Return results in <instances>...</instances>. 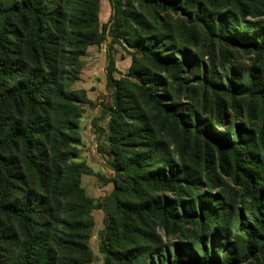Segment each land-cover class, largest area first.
<instances>
[{
    "label": "trees",
    "instance_id": "16d2710c",
    "mask_svg": "<svg viewBox=\"0 0 264 264\" xmlns=\"http://www.w3.org/2000/svg\"><path fill=\"white\" fill-rule=\"evenodd\" d=\"M110 1L119 8L120 0ZM137 1L153 9H170L175 12L187 6L186 2L180 3L177 0ZM243 1L239 0V4L244 13L247 6ZM70 4V0H60L59 4L55 0H19L0 10V80H5L15 72H24L11 86L0 90V125L1 117L5 114L14 117L10 125L6 129L1 127L0 131V217L9 223H16L18 227L16 230L0 219V264H86L91 261V250L86 242L92 224L89 212L91 200L80 187L81 173H89L91 170L83 163H67L68 154L64 148L69 146L70 137L51 121L46 112V105L51 107V102L41 98L43 90L54 82L52 63L58 61L53 57L59 54V47L63 52L65 44L77 48L98 43L103 38V32L99 33L93 28L97 24L99 0L83 1L79 9L82 5L86 9L83 14L79 12V15L72 13L75 12V0L73 7ZM191 10L189 16L194 20L203 19L198 6ZM228 18L232 23H239V18ZM133 19V22L149 27L139 16ZM13 20L26 30L24 52L27 59L35 64L33 68H27L19 56H12L16 49H13L8 34L13 32L10 29ZM238 23L232 28L221 16L218 17V37L229 44H238L264 55V20ZM67 25L71 26L69 32ZM140 43L142 52L150 62L157 68L170 71L174 79H182L180 74L192 64L187 58L179 61L172 54L159 53L154 38H147ZM174 51L179 52L176 49ZM66 60L65 57L61 63ZM113 68L114 61L109 57L108 81L118 90V83L114 85L116 81L112 77ZM237 80L240 82L238 93L258 98L264 113V68L261 74L253 69L248 71L245 79ZM160 81L152 78L151 85L140 86L144 97L170 120L187 125L182 116L185 107L165 102L164 94L160 93L164 90L159 87ZM203 82L214 87L206 79ZM227 88L228 91H235L232 81H228ZM54 95L55 111L68 114V105L65 106L63 101L71 104L74 97L69 96L59 84L54 89ZM116 100L118 113L121 114L127 109L124 102L121 103L123 98L119 91ZM192 113L194 118L190 120L196 124L197 132L212 136L211 131H204L199 126L196 112ZM115 118L116 113L111 124L115 143L122 145L128 136L120 129L114 130ZM216 118L217 126L227 120L220 103L217 104ZM230 134L236 140L234 145L222 141V138L215 139L219 141L221 165L224 168L230 164L237 169L247 168L248 183L253 187L252 204L249 207L253 219L246 226L239 227L244 235L237 233L231 237L230 222L233 219H224L227 206L223 201L213 199V195L199 194L194 201H181L180 204L157 197L137 201L121 198L120 195L134 190L141 183L171 190H182L183 183H189L192 172L185 165L179 169L173 163L166 143L160 141L140 157H125L120 165L115 166L118 178L104 208L108 210V202L116 200L117 213L111 216L107 235L103 237L104 231L101 234V249L106 253V264H244L255 256H259L264 263V156L258 152L264 151V145L258 147L253 136H247L246 130L241 128ZM238 145H245L247 150L251 148L252 151L243 153ZM18 150L19 158L11 155L12 151ZM117 155L120 156V151H117ZM158 155L160 158L155 169H149L155 163H151V159ZM246 157L254 160L247 161ZM120 168L127 172L126 177L120 175ZM253 174L261 180V189L256 190L252 181ZM195 185L192 182L188 187ZM48 190L51 199L43 193ZM17 191L21 193L18 197L14 194ZM59 198L61 201V198H65V209L59 206ZM64 211L67 217L62 216ZM117 214L120 216L118 225L115 221ZM152 217L159 218L165 225L172 223L173 228L188 220L196 221L203 232L202 236L198 242H192L186 248L179 243L184 248L177 247L176 255L171 258L165 248L167 246L150 229L148 219ZM137 221L145 228L138 227ZM132 234L145 240V243L129 247L127 238L130 239ZM217 248L222 251L221 257L216 254ZM3 253L12 254V257L5 259Z\"/></svg>",
    "mask_w": 264,
    "mask_h": 264
},
{
    "label": "rangeland",
    "instance_id": "374dc122",
    "mask_svg": "<svg viewBox=\"0 0 264 264\" xmlns=\"http://www.w3.org/2000/svg\"><path fill=\"white\" fill-rule=\"evenodd\" d=\"M16 1L19 0H0V10ZM70 1V7H73L74 0ZM83 1L85 0H75V12L72 13H84L86 8L83 5L79 9ZM177 1L187 3L184 10L175 12L170 9H153L137 0H120L119 8H116L110 0H99L97 24L93 28L99 33L103 32L102 40L77 48L65 44L64 51L59 47V54L53 57L58 59L52 63L55 79L43 90L41 98L51 102V107L46 105L51 121L70 137L69 146L64 148L68 154L67 163H83L91 170L80 175V187L91 200L89 212L92 224L88 229L86 242L92 257L86 264H106V253L101 249V234L104 231L103 237L107 235L111 216L117 213L116 200L108 202V210L104 208L118 178L115 166L120 165L125 157H140L144 151L160 141L166 143L168 153L179 169L185 165L192 172L189 183L184 182L182 190L141 183L134 190L120 195L121 198L137 201L157 197L180 204L181 201H194L199 194L213 195V199L223 201L227 206L224 219H233L230 222L231 237L237 233L244 235L239 227L246 226L253 219V213L249 210L253 187L248 183L247 168L237 169L231 164L224 168L219 161V141L215 137L234 145L236 140L230 132L236 133L241 128L246 130L247 136H253L258 147L264 145L262 103L256 97L238 93L240 82L237 80L245 79L248 71L253 69L261 74L264 55L221 40L218 37L217 18L221 16L232 28L238 22L232 23L228 16L232 19L239 18L238 24L264 20V0H242L247 6L244 13L239 0ZM55 3L59 4L60 0H55ZM197 6L201 10L202 20H194L189 16L191 9ZM136 16L148 23L149 27L133 22ZM70 27H66L68 32ZM10 29L13 32L8 37L13 49H16L12 56H19L27 68H33L35 64L27 59L24 52L23 39L26 30L16 20L11 22ZM147 38L155 39L159 53L172 54L179 61L187 58L192 63L188 70L180 74L182 79H174L170 71L157 68L150 62L142 52L140 43ZM175 49L179 52H175ZM61 56L64 57L59 60ZM65 57L67 60L62 64L61 60ZM109 57L114 61L112 77L116 81L114 85L118 83V90L108 81ZM22 74L24 72L18 71L5 80H0V90L11 86ZM152 78L161 79L159 87L164 90L160 93L164 94L165 102L185 107L182 116L187 125L170 120L146 100L140 86L151 85ZM204 79L213 83L214 87L205 84ZM228 79L234 85V92L228 91ZM58 84L69 96L74 97L71 104L63 101L65 106L68 105V114L63 111L56 112L53 108L56 101L54 89ZM117 91L123 98L121 103L124 102L127 109L121 114L118 113ZM218 103L222 105L227 120L217 126L215 123ZM192 111L197 114L199 126L204 131H211L212 136L197 132L196 124L190 120L194 118ZM115 113L114 130L120 129L128 136L122 145L115 143V134L111 127ZM13 118L6 114L1 117L0 131L1 127L6 129ZM238 148L243 153L252 151L251 148L247 150L245 145H238ZM117 151H120V156ZM258 152L264 156L263 150ZM11 155L19 158L20 150L12 151ZM159 158L160 155L151 159V163H155L149 169H155ZM228 158L231 160L230 156ZM251 159L254 160L251 157L245 158L247 161ZM120 175L126 177L127 172L120 168ZM253 176L256 190L261 189L263 184L258 175ZM192 182L196 185L189 188ZM43 193L51 199L49 190ZM14 194L16 197L21 195L20 191ZM61 199L63 201L59 198L61 203L58 201V204L65 209L66 200ZM62 216L67 217V212L64 211ZM0 219L18 230L16 223H9L2 216ZM115 221L118 225V214ZM148 223L150 229L167 246L165 248L170 252L171 258L176 255L177 247L184 248L179 243L186 248L192 242H198L203 233L199 223L191 220L180 223L175 228L172 223L163 224L157 217L148 219ZM136 225L144 227L138 221ZM127 243L129 247H133L144 244L145 240L132 234L130 239L127 238ZM221 253L220 248H217L218 257L222 256ZM3 254L5 259L12 257V254ZM244 264L264 263L259 256H255Z\"/></svg>",
    "mask_w": 264,
    "mask_h": 264
}]
</instances>
